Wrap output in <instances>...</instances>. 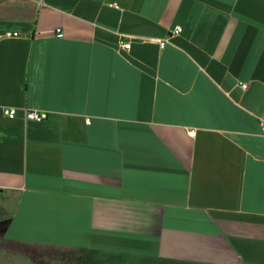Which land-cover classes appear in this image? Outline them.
Listing matches in <instances>:
<instances>
[{"label":"crops","instance_id":"1","mask_svg":"<svg viewBox=\"0 0 264 264\" xmlns=\"http://www.w3.org/2000/svg\"><path fill=\"white\" fill-rule=\"evenodd\" d=\"M263 125L264 0H0V264H264Z\"/></svg>","mask_w":264,"mask_h":264},{"label":"built area","instance_id":"2","mask_svg":"<svg viewBox=\"0 0 264 264\" xmlns=\"http://www.w3.org/2000/svg\"><path fill=\"white\" fill-rule=\"evenodd\" d=\"M181 32V27L180 26H175L171 32H170V36H175L178 35ZM56 37L61 38L62 37V33L60 30H56L55 33ZM18 36L17 33H4L2 35V37H16ZM165 41V40H164ZM164 42H160L159 45L163 46ZM118 47L122 50H129L130 48V42L125 40L124 38H121L118 42ZM239 86L242 90H245L247 87L246 83H239ZM3 114L8 117V118H13L16 114V109L15 108H3ZM24 118L26 120H30V121H35V122H40L42 121L45 117H46V113L45 112H38L36 110H24L23 112ZM263 131H264V125L262 126ZM189 136H192L194 134V130H189L188 132Z\"/></svg>","mask_w":264,"mask_h":264},{"label":"trees","instance_id":"3","mask_svg":"<svg viewBox=\"0 0 264 264\" xmlns=\"http://www.w3.org/2000/svg\"><path fill=\"white\" fill-rule=\"evenodd\" d=\"M166 264H177V263H173V262H168V263H166Z\"/></svg>","mask_w":264,"mask_h":264},{"label":"rangeland","instance_id":"4","mask_svg":"<svg viewBox=\"0 0 264 264\" xmlns=\"http://www.w3.org/2000/svg\"><path fill=\"white\" fill-rule=\"evenodd\" d=\"M92 261L94 262V264H97V262H98V261H96V260H92Z\"/></svg>","mask_w":264,"mask_h":264}]
</instances>
